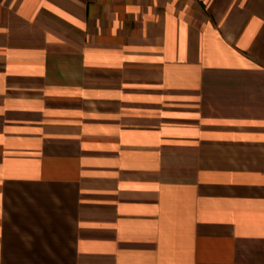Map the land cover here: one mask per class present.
<instances>
[{
    "label": "crops",
    "instance_id": "crops-1",
    "mask_svg": "<svg viewBox=\"0 0 264 264\" xmlns=\"http://www.w3.org/2000/svg\"><path fill=\"white\" fill-rule=\"evenodd\" d=\"M0 264H264V0H0Z\"/></svg>",
    "mask_w": 264,
    "mask_h": 264
}]
</instances>
